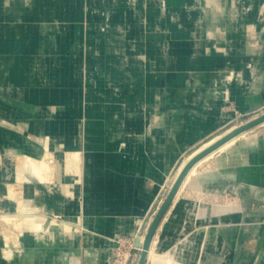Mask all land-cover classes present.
Segmentation results:
<instances>
[{
  "label": "rangeland",
  "instance_id": "1",
  "mask_svg": "<svg viewBox=\"0 0 264 264\" xmlns=\"http://www.w3.org/2000/svg\"><path fill=\"white\" fill-rule=\"evenodd\" d=\"M109 1L74 0L61 10L49 6L48 17L35 21L48 50L37 51L27 43L12 62L25 68L0 67V75L5 77L0 81V264H138L141 251L134 252L132 234L137 231L138 239L146 238L172 188L181 161L204 141L246 123L264 110L262 106L234 120L228 118L188 145L175 165L172 179L162 185L151 207L139 214L120 213L123 218L138 217L133 226L125 231L94 230L86 223L85 208L100 191L96 188L86 191L85 169L94 162V158L87 157L103 155L102 152L124 153L119 145L137 135L134 133L135 121L139 119L135 115L137 105L122 102L127 91L139 87L138 93H148L145 97L150 98L154 93L186 89L191 105L198 107L205 98L211 105L222 103L223 113L238 114L235 98L240 93L246 94V88L250 87L244 80L264 70V0H203L201 13L195 3L198 0H111L108 4ZM148 1L153 8L144 14L145 27L141 33L140 14L136 13ZM2 4L8 7L10 0ZM8 23L0 22L2 32H6L4 27ZM20 37L17 35L15 39ZM253 40L256 46L246 51V42ZM229 41L231 47H227ZM112 57L145 61L142 75L148 83L144 87L120 85L110 81L109 76L121 74L125 69L87 67L93 61L103 62ZM43 59L50 62L48 67H33ZM254 63L259 65L256 70L252 68ZM177 65L180 67L173 70L172 66ZM197 70L204 71L201 83H195L192 75ZM92 71L104 81L102 85L89 83ZM22 77L30 79L29 83L17 81ZM262 87L257 96L264 99V82ZM24 89L39 97L44 93L49 100H24L21 96ZM94 113L96 116H91ZM198 113L196 110L190 115L192 121ZM263 132L260 127L252 134ZM110 135L114 141L107 147ZM91 138L98 141L94 149L87 148ZM76 151L81 153L78 166L73 156ZM76 168L78 175L74 173ZM78 176L80 179L75 180ZM72 185L79 194L75 197ZM79 209L81 212L76 214ZM37 220L46 232L66 226L64 234L70 240L34 243L29 225L33 226ZM262 226L255 231H261ZM52 233H56L54 229L47 235ZM157 235L146 264H155L166 255L173 259L172 264L200 263L176 258L190 253L185 240L160 247ZM221 245L222 240H217L203 255L202 264H225L226 256H217Z\"/></svg>",
  "mask_w": 264,
  "mask_h": 264
},
{
  "label": "crops",
  "instance_id": "2",
  "mask_svg": "<svg viewBox=\"0 0 264 264\" xmlns=\"http://www.w3.org/2000/svg\"><path fill=\"white\" fill-rule=\"evenodd\" d=\"M3 1L0 0V22L8 21L9 23L4 27L6 32L0 30V67L13 69L25 68V65L14 66L12 62L16 60L17 54L26 47L27 43L32 44L37 51H46L49 48L48 44L42 41L41 30L35 25V21L48 17L52 5H55L57 10H61L74 0H10L8 7L2 4ZM195 3L199 5H197L199 12H203V0ZM108 4H111V0ZM152 8L153 4L150 1L138 7L136 15L140 14L138 17L141 22L139 25L141 33L145 27L144 14ZM10 30L15 32H9ZM221 32L222 35L225 34L224 30ZM123 34L125 35V31ZM17 35H21L20 39H15ZM2 41L10 42V45L7 46L8 44ZM231 43L232 41H229L227 47H231ZM255 46L256 41L253 40L246 42L244 49L250 51ZM48 63L50 62L47 59H43L38 66L33 67L46 68ZM144 63L146 62L139 59L112 57L103 62L93 61L87 67L92 70L111 67L125 69V72L121 74L109 76L110 81L120 85L136 84L144 87V84L148 83V79L142 75L144 74L142 70L146 66ZM177 67L180 66H172L173 70ZM193 68L195 69L196 65H193ZM252 68L256 70L259 65L254 63ZM134 69L135 72H133ZM182 69H186V66H182ZM203 72L193 71L195 83L203 81ZM90 75V84L104 83L96 76L95 71H92ZM209 77L206 75V78L209 79ZM3 79L5 77L0 75L1 82ZM29 80L24 77L17 79L24 85L29 83ZM244 81L251 88H246V94L240 93L235 98L240 111L238 114L223 113L220 110L222 103L216 102L211 105L205 101V98L198 107L191 105L186 89L154 93L150 98L145 97L148 93L144 95L138 93L139 87L132 88V92L127 91L122 102L125 104L133 102L134 106L137 105L135 115L139 119H136L134 129L137 135L128 140L125 139L126 143L119 145L124 153L102 152L103 155L87 157L94 158L93 170L98 176L92 181L93 184H89V175L85 172L86 191L96 188L97 192H100L92 196V201L87 203L86 223L89 222L96 231L112 230L111 228L125 231L133 226L138 217L123 218L119 216L120 213L146 212L158 196L162 185L168 178L172 179L175 165L188 145L206 136L212 127L224 123L228 118L234 117L232 119L234 120L246 112L264 106V99L257 96L263 88L264 70L255 72L253 77H246ZM21 96L22 99L30 101L49 100V96L44 93L41 97L35 96L29 89H24ZM196 110L199 115L192 121L190 115ZM263 113L264 110L252 119ZM237 126L240 125L228 128L221 133L220 137ZM260 127L264 128V123L249 132L246 131L238 140L230 144L229 150L227 147L230 145L223 149H216L211 157L203 159L198 164L194 174L184 179L157 231L158 246L169 247L180 243L177 240H185L184 244L190 253H184L187 256L183 260H197L200 262L198 264H202L203 255L216 244L217 240H222L220 254L217 256L225 255V264L233 262L264 264V132L260 135L252 134ZM212 138L201 143L199 147ZM89 141L87 148L94 149L89 145ZM113 141V136L109 137L107 147H111ZM89 170L91 171V167ZM73 187L74 191L71 193L75 197L79 194L75 191L77 187L75 185ZM80 212L79 209L76 214ZM260 224L263 225L261 231H255ZM195 230L199 232V235L196 236L198 232L196 233ZM48 241L45 240L44 243ZM158 256L162 255L158 254ZM167 257L170 256L166 255L165 258L161 257L156 261L167 259ZM182 257L176 258L182 260Z\"/></svg>",
  "mask_w": 264,
  "mask_h": 264
},
{
  "label": "water",
  "instance_id": "3",
  "mask_svg": "<svg viewBox=\"0 0 264 264\" xmlns=\"http://www.w3.org/2000/svg\"><path fill=\"white\" fill-rule=\"evenodd\" d=\"M264 123V113L254 118L246 123L241 124L240 126H237L235 129L231 130L228 134L220 138L217 142L209 146L208 148L202 150L198 154H196L191 160L186 164V166L183 168V170L180 172L177 180L174 182L172 188L170 189L166 199L164 200L162 206L158 210L156 216L154 217L149 230L146 233L145 241L140 247L139 239L136 237L137 231H135L132 235L135 237L134 242V252L141 251L140 259L138 264H146L148 256H149V250L151 248V245L153 243V239L163 221L166 214L168 213L169 208L171 207L172 203L175 200V197L180 189V186L182 185L184 179L186 178L187 174L190 172V170L198 163L201 159H203L206 155L226 143L228 140L232 139L236 135L252 130L256 128L257 126Z\"/></svg>",
  "mask_w": 264,
  "mask_h": 264
},
{
  "label": "bare ground",
  "instance_id": "4",
  "mask_svg": "<svg viewBox=\"0 0 264 264\" xmlns=\"http://www.w3.org/2000/svg\"><path fill=\"white\" fill-rule=\"evenodd\" d=\"M232 12H234V11H232ZM234 14V13H233ZM36 36V35H35ZM256 41V40H255ZM252 45V44H251ZM30 69V68H29ZM129 76V75H128ZM21 79V78H20ZM135 81V80H134ZM129 92H130V90H129ZM132 92V91H131ZM23 93V92H22ZM137 93V92H136ZM22 95V94H21ZM25 95V94H24ZM126 96V95H125ZM128 97V96H127ZM126 97V98H127ZM134 97V96H133ZM31 98V97H30ZM126 100V99H125ZM129 100V99H128ZM131 101V100H130ZM97 103V102H96ZM100 103H102V102H100ZM125 103V102H124ZM128 103V102H127ZM93 107V106H92ZM133 108V107H132ZM104 109V108H103ZM106 109V108H105ZM101 111V110H100ZM100 111H97V112H100ZM105 111V110H104ZM96 112V111H95ZM101 112H103V111H101ZM91 116H96V114L94 113V115H91ZM98 116V115H97ZM99 116H101V115H99ZM94 121V120H93ZM94 127H96V126H94ZM95 129V128H94ZM93 129V130H94ZM90 130V129H89ZM95 130H97V129H95ZM98 132L99 131H101V130H97ZM95 132V131H94ZM102 132V131H101ZM89 133V132H88ZM246 133V131L245 132H242V133H240V134H238V135H236L235 137H233L232 139H230V140H228L226 143H224L223 145H221L220 147H218V148H226V146H228V145H230V144H233L236 140H238L239 139V137L241 136V135H244ZM96 136V135H95ZM225 136V135H224ZM97 137V136H96ZM223 136H221L220 137V135H217V136H215V137H213L211 140H209V141H207V142H205L202 146H200L198 149H196L192 154H190L187 158H186V160H184L183 162H182V164L178 167V169H177V172H176V174H175V177H174V179H173V184H174V182L177 180V178H178V176H179V174H180V172L183 170V168L186 166V164L191 160V158H193L196 154H198L199 152H201L202 150H204V149H206V148H208L209 146H211L212 144H214L215 142H217L218 140H220V138H222ZM98 138V137H97ZM100 138V137H99ZM101 139H102V137H101ZM91 140V142L89 143V145H91V147H94L96 144H98V141L96 140V138H91L90 139ZM217 148V149H218ZM216 150V149H215ZM215 150L214 151H212L211 153H209L208 155H206L203 159H206V158H209V157H211L214 153H215ZM74 152V151H73ZM73 154V153H72ZM81 153H79V152H75L74 154H73V156H74V158L77 160V166H78V164H79V160L81 159V155H80ZM203 159H201L198 163H196V165H194V167L190 170V172L187 174V176L188 177H190L192 174H194L195 172H196V170H197V166H198V164L203 160ZM95 165V164H94ZM89 166V165H88ZM87 167V166H86ZM90 167H91V171L88 169V167L85 169V172H86V174H88L89 175V184H93V182L92 181H94V179L98 176V175H95L96 173L94 172V170H93V165H90ZM93 170V171H92ZM100 170V169H99ZM98 170V171H99ZM74 173L75 174H77L78 175V169L76 168L75 169V171H74ZM98 173V172H97ZM73 174V173H72ZM186 176V177H187ZM30 178V177H29ZM80 179V177L78 176L77 178H75V180H77V179ZM173 184H172V186H173ZM90 186V185H89ZM72 187H73V185H72ZM102 192V191H101ZM69 195H71V194H69ZM67 197V196H66ZM6 198V197H5ZM50 199V198H49ZM70 201V200H69ZM51 202V201H50ZM49 203V202H48ZM47 203V204H48ZM56 203V202H55ZM51 204V203H50ZM55 205V204H54ZM67 205V204H66ZM46 206V205H45ZM61 206V205H60ZM5 207H6V205H5ZM54 207V206H53ZM46 208V207H45ZM55 208V207H54ZM157 211V210H156ZM57 212V211H56ZM69 212V211H68ZM71 214V213H70ZM74 216V215H73ZM75 218V217H74ZM73 217H70V219H74ZM67 219V218H66ZM87 224H89V222L87 223ZM44 227H43V224L40 222V220H37L36 221V223L35 224H33V226L32 225H29V229H31V231L34 233V240L37 242L38 241V243H39V241H43V242H45V240H66L67 238V236H66V234H64L65 232H64V229H66L67 230V227L65 226H60L59 228H53L54 230H55V232L56 233H52V236L49 234V235H47V232H50L51 233V231H53V229H48V231L46 232V231H44V229H43ZM26 233V232H25ZM28 233V232H27ZM33 240V241H34ZM30 241H32V240H30ZM144 241H145V237L143 238V237H141V238H139V242H140V247H142V245H143V243H144ZM42 243V242H41ZM71 244V243H70ZM150 251H151V248H150V250H149V253H150ZM30 253V252H29ZM184 254V253H183ZM38 256H42V255H38ZM49 258V257H48ZM52 258V257H51ZM185 257H182V260L184 259ZM172 258H170V257H167V259H163V260H161V261H157L155 264H172V260H171ZM44 261V260H43ZM66 263V262H65Z\"/></svg>",
  "mask_w": 264,
  "mask_h": 264
}]
</instances>
